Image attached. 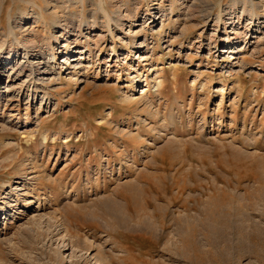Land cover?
<instances>
[{"label":"rangeland","instance_id":"1","mask_svg":"<svg viewBox=\"0 0 264 264\" xmlns=\"http://www.w3.org/2000/svg\"><path fill=\"white\" fill-rule=\"evenodd\" d=\"M27 1L0 0V264H264V0Z\"/></svg>","mask_w":264,"mask_h":264},{"label":"bare ground","instance_id":"2","mask_svg":"<svg viewBox=\"0 0 264 264\" xmlns=\"http://www.w3.org/2000/svg\"><path fill=\"white\" fill-rule=\"evenodd\" d=\"M24 1H27V0H24ZM175 1V0H174ZM236 2V3H238L237 2V0H231V2ZM246 0H244L243 2H245ZM253 1L254 0H249V2L251 3L250 4V6L252 5V11L249 13V15L251 16V18H258L257 16V11H256V7H257V3L256 4H254L253 3ZM28 2V1H27ZM47 2V0H45V3ZM65 2H70L69 0H65ZM242 2V1H241ZM249 2H247V3H249ZM96 5H98L99 7H102L101 5H102V0H100V2L99 3H95ZM245 3H243V5H244ZM32 5L33 6H37V1L35 2H33L32 1ZM249 5V4H248ZM259 6V5H258ZM243 11L244 12H247L246 11V8L244 7L243 8ZM103 12H104V17L107 19V21H106V27L109 29V30H111V27H112V25H113V22L114 23H116L117 21H119V19L118 18H116V17H114V16H111V14L109 13V12H107V11H105V10H103ZM120 12V11H119ZM118 13V12H117ZM22 14V13H21ZM23 14H27L26 12H23ZM34 14V13H33ZM96 14H97V12H95V13H93L92 14V16H91V18H93V19H95V17H96ZM58 14L57 13H53V12H50V9H48V8H43V7H41V6H37V11H35V19H36V21L38 22V23H41L42 25H43V27H49L50 29L55 25V26H57L58 24H60V21H61V17H63V16H65V15H62V16H57ZM67 15V14H66ZM193 15V14H192ZM1 16H2V12L0 11V24H1ZM28 16V15H27ZM53 16H55V18L53 17ZM57 16V17H56ZM118 16H121V13L119 14H117V17ZM249 16V17H250ZM116 18V19H115ZM9 33L8 34H10L11 36H13V38H14V41L16 42H19L18 41V38H17V34H16V32H15V26H14V22H13V19H12V16H11V14L9 15ZM216 22H218V21H220L221 20V17H220V15H218L217 17H216ZM96 22V21H95ZM119 23V22H118ZM220 23V22H219ZM112 33V32H111ZM12 41V40H11ZM33 45H34V43H32ZM25 49V57L27 56V55H29V51H27V48L26 47H24ZM52 57H53V59L56 57V56H54L53 54H52ZM30 61V60H29ZM26 62V61H25ZM25 62L24 61H22L21 63H20V61H18L17 62V64L16 65H20V68H21V70L23 71V69L25 68ZM20 63V64H19ZM35 65V64H34ZM33 67L34 66H32V71L34 70L33 69ZM31 72V71H30ZM34 74V73H33ZM160 86V85H159ZM137 136V135H136ZM46 138V137H45ZM66 138H69V137H66ZM262 168H264V167H262ZM133 188V187H132ZM135 188V187H134ZM262 188H264V186L262 187ZM127 189V188H126ZM129 189H130V187H129ZM135 189H137V188H135ZM131 191V190H130ZM133 191V190H132ZM262 191H263V189H262ZM261 191V192H262ZM133 193V192H132ZM137 193V192H136ZM263 193H264V191H263ZM263 193H262V195H263ZM131 194V193H130ZM135 194V193H134ZM133 195V194H132ZM260 195V194H259ZM131 197H133V196H131ZM261 197V196H260ZM246 203V202H245ZM114 204V203H113ZM117 204V203H116ZM119 204V203H118ZM117 204V205H118ZM115 207V206H114ZM221 207V206H220ZM223 207V206H222ZM224 209V208H223ZM118 210H119V208H118ZM220 210V209H219ZM222 210V209H221ZM212 211V210H211ZM264 211V210H263ZM210 213H212V212H210ZM213 215H214V212H213ZM141 217V216H140ZM124 218V217H123ZM126 218V217H125ZM125 218H124V220H125ZM217 218V217H216ZM124 220H120L121 221V223L122 222H124ZM127 220V219H126ZM145 219H143V221H144ZM117 221V220H116ZM119 222V221H118ZM117 222V223H118ZM145 222V221H144ZM120 223V224H121ZM141 223V222H140ZM143 223V222H142ZM147 223V222H146ZM146 223H145V225H146ZM123 225V224H122ZM125 225V224H124ZM142 225V224H141ZM144 225V224H143ZM142 225V226H143ZM193 227V226H192ZM211 229V228H210ZM209 229V230H210ZM195 230V229H194ZM191 232H192V230H190ZM196 235V234H195Z\"/></svg>","mask_w":264,"mask_h":264}]
</instances>
